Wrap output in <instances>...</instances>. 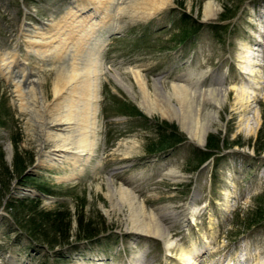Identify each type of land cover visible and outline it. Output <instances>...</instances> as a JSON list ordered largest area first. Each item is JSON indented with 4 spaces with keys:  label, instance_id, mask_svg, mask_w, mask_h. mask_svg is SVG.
<instances>
[{
    "label": "rangeland",
    "instance_id": "rangeland-1",
    "mask_svg": "<svg viewBox=\"0 0 264 264\" xmlns=\"http://www.w3.org/2000/svg\"><path fill=\"white\" fill-rule=\"evenodd\" d=\"M117 1L0 0V181L2 161L12 172L15 162L24 168L13 173L1 200L0 264H135L140 255L156 264L169 255L163 247L184 241L202 253L200 264L235 261L237 254L252 264L264 248V0H171L152 13L159 0ZM131 1L143 13L133 8L140 14L130 16ZM208 2L215 15L206 19ZM81 6L89 10L80 14ZM31 48L56 55L43 60ZM66 54L67 62L88 57L82 73L100 78L92 146L74 164L47 158L55 147L28 107L34 97L26 95L30 101L22 106L14 82L27 69L23 90L38 83L51 106ZM178 85L192 95L198 132L211 120L204 145L182 114L167 117L164 100ZM213 89L221 93L218 106L209 96ZM170 104L180 111L174 98ZM171 135L183 141L152 153ZM209 139L218 149L201 162L197 151ZM21 199L32 202L19 215L6 209ZM39 203L37 212L48 214L37 230L42 243L21 232L13 217ZM131 205L161 215L173 236L164 242L133 231ZM92 233L98 235L85 239Z\"/></svg>",
    "mask_w": 264,
    "mask_h": 264
},
{
    "label": "bare ground",
    "instance_id": "bare-ground-1",
    "mask_svg": "<svg viewBox=\"0 0 264 264\" xmlns=\"http://www.w3.org/2000/svg\"><path fill=\"white\" fill-rule=\"evenodd\" d=\"M117 2L119 4L120 1L118 0ZM170 2L171 0H159L157 2L156 1L153 2V5L151 4L152 5L151 13L154 11L156 12L157 10L166 7V5H168ZM136 3L139 5L138 2ZM149 5L150 4H148V6ZM133 8L138 10V8H135L132 6V1L128 2V10H129L128 14L130 16H134V12L136 11V10L134 11ZM132 9L133 11H131ZM88 10L85 7L81 6L77 11H79L81 14L84 12L86 13ZM142 11L143 10H141L140 12ZM136 14H140V13L137 12ZM204 15L206 19L214 17L215 5L213 2H208L205 5ZM120 28H121L120 26H116L115 30H118ZM45 38H46V34L40 35V43H42L41 41L44 42ZM35 43H39V42L35 41ZM42 44L44 45V43ZM29 52H34L38 54L39 57H41V59L43 60H45L47 57L55 53V52H52V50L50 52V49H48L47 51L44 50V52H42V51L35 50L34 48H31ZM75 56L77 58H74L71 62H67V57H68L67 54L61 57V60H64L65 62H63V64H59L56 69L57 70L56 77L54 79L53 88H52L55 102H53L51 106L47 105V102L43 95V91L37 86L38 83H34V84L33 82L29 83V84H33L32 85L33 87H31V89H29L28 92L23 90L24 89L23 83H25V81L28 80L27 79L28 75H26V73L28 72V71L26 72L27 69L23 71L22 75L19 77L17 81L14 80L16 88L18 90V96H19L18 98L22 106L24 105L26 107V104H24V102H27L29 100L26 95H29V98L30 97L32 98V96L34 97L32 99L33 101L32 100L31 101L29 100L30 102L28 101L30 103L28 107L32 108L31 111H32V115L34 116V118H36V120L37 119L41 120V122L38 121V123L41 127H43L42 129L44 130V136H45L46 142H53L54 144L53 147L55 148L49 152L50 154L47 155V158L50 159L52 163L53 162L63 163L64 161H69L71 159L73 160L72 161L73 164L77 163L85 155H87L88 151H90V147L92 146L91 142L89 141V138L93 137L91 135L94 132L91 134L90 130L96 127L95 124H96L97 116H98L96 105H95V102H97L96 97L98 95H95L96 97L94 96L95 94L94 89L95 87L96 88L98 87V84H100V81H99L100 78L98 77L94 79V81H92L93 78H91L90 76H86V74H83L84 68L88 64L86 62H90L91 64L92 60L88 59V57H86L87 58L86 59L84 56H81L80 58H78L77 54ZM83 57L86 60L85 59L82 60L81 58ZM3 66H4V70H6L7 73H10L9 71L12 70L13 68V66H11L10 61L9 62L6 61L3 64ZM135 77L139 85L143 88L144 94L148 93L147 87H146L147 85L142 80L140 73H137ZM158 92H161V90L158 89ZM141 93H142V90H141ZM241 95L244 98L247 96L246 92L243 89H242ZM167 96L168 98L166 100L163 99L165 104H167L166 105L167 107L165 108V110H168V111L170 110L172 112V115L171 114L168 115L165 110L163 111V115L164 116L168 115L167 117L169 119H173V118L179 117L178 113H180V115L182 114L183 125L189 127L188 129L191 131V135L194 137H197L199 145H204L207 133L210 131L212 123H211V120H209L207 127H202L203 129L198 132V128L200 126H195L196 123L194 121L196 118V109L194 108V104H192V100L190 98V96L192 95H190L186 86H180V85L174 86L173 92L168 93ZM209 96L213 98L211 99V97H209L211 101L212 102L214 101L216 106H218V102H219L218 98H220L221 96L220 90L213 89L210 92ZM256 97L257 96H254V100H257ZM171 98H174L177 101V103L180 105L181 107L180 111H177L175 106H173L172 104L169 105V103L171 102ZM149 109L150 107H148V110ZM148 112L150 113V111ZM93 130L95 131L96 129H93ZM131 210L133 212L131 213L130 216H133V217L129 216L130 217L129 222H130V227L133 231L142 235L143 237L163 240L164 242L169 240L170 236L172 235L171 234L172 230H171V227H167V225L165 224V219L161 215H156L154 212H151L145 215L144 208L139 205H131ZM137 214H139L140 217H138ZM186 244H187L186 241H184L182 244H179V245L169 244L166 247H163L162 250L164 252H169V255H167L165 259L163 258L158 259L156 261V264H166L168 260H169L168 262H170L169 264H200L197 262V260L198 258L201 257L202 253H198V252H195L194 250L186 249L185 247ZM261 254H264V248L263 250L260 251L259 254H255V257H253L254 262L252 264H264V257L261 256ZM241 255L242 254L240 255L237 254L236 258L234 257L236 259L235 261H232L229 259L227 260L223 259V260H220L219 262H216L215 264H248V263L250 264L251 262L250 260L252 259L250 260H246L247 258L242 259L240 257ZM222 257H223V254H222ZM135 264H147V262L144 259V255L137 256L135 259Z\"/></svg>",
    "mask_w": 264,
    "mask_h": 264
},
{
    "label": "trees",
    "instance_id": "trees-1",
    "mask_svg": "<svg viewBox=\"0 0 264 264\" xmlns=\"http://www.w3.org/2000/svg\"><path fill=\"white\" fill-rule=\"evenodd\" d=\"M176 138H177L176 135H171L168 138H163L160 141V143L158 142L159 144H157L158 145L157 148H154L152 150V153H156L157 151L159 152V151H163V150L169 149V147L172 144L175 143ZM168 139H171V140H168ZM209 140L210 141L208 142L207 147H206L205 150L197 151V153H198L197 156L199 157L201 162H206L207 160H210L215 155V153H213L212 151L214 149H218V146H219L218 144L219 143L218 144H214L212 139H209ZM182 141H183L182 139H177L176 143H180ZM172 142H174V143H172ZM262 149H264V147ZM2 166L4 167V170H5L4 172L5 173H4V176H3L4 179L2 180V182H4V183L2 184V182L0 181V187H1L0 188V198H1L0 199V206H1L2 201H3L2 199L6 198V194H4V191L6 189H8V183L13 178V173L22 175L23 172H24V168L21 167V165L18 162H15L13 164V172L6 166V163L4 161H2ZM39 190L40 191H45V190H43V188H39ZM26 201L27 200H24V199L22 200L21 199L19 201H16V203L9 202L8 206L6 207V209L9 210L11 213L15 212L17 215H19L17 213V211L20 209V207H23L24 205L29 206V205L25 204ZM27 202H32V201H27ZM17 204H18V206H17ZM40 206H41V203L36 205L34 207V209H32V210H31L30 207L27 210H23V211H25V214L21 210L22 212H21L20 216H22V217H18L16 214H13V217H14V219L16 221V224L18 225V229L21 232L26 233L28 235V238L32 239L33 241H35L37 243H39V242L42 243L39 239L43 240L42 238H38V235H37L38 227L39 228L42 227V225H40V224L43 223L44 219L47 218V216H48V214H42V213L40 214L39 212H37L39 210ZM33 215H34V218H31ZM28 217H30V221H29ZM38 219H40V223H37ZM55 221L56 220H54L53 218L51 219V223L52 224H55ZM96 236H93V233L92 234H88V236H86L85 239L92 240ZM69 237L67 236L66 241L69 240L68 239Z\"/></svg>",
    "mask_w": 264,
    "mask_h": 264
}]
</instances>
